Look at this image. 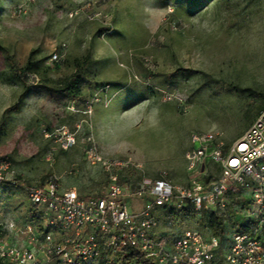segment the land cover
Returning a JSON list of instances; mask_svg holds the SVG:
<instances>
[{"label":"rangeland","instance_id":"374dc122","mask_svg":"<svg viewBox=\"0 0 264 264\" xmlns=\"http://www.w3.org/2000/svg\"><path fill=\"white\" fill-rule=\"evenodd\" d=\"M78 70L74 104L55 91ZM253 95L264 96V0H0V162L11 171L0 225L31 223L21 186L56 178L64 191L101 196L107 176L86 160L92 145L141 167L119 175L130 190L163 172L187 184L193 136L232 148L264 107ZM61 129L77 145L53 157L47 136ZM174 223L202 226L191 214ZM223 223L221 259L234 227Z\"/></svg>","mask_w":264,"mask_h":264},{"label":"built area","instance_id":"2783aa9c","mask_svg":"<svg viewBox=\"0 0 264 264\" xmlns=\"http://www.w3.org/2000/svg\"><path fill=\"white\" fill-rule=\"evenodd\" d=\"M47 138L55 145L53 157L77 145L76 135L65 129ZM192 146L185 185L163 172L140 176L130 190L119 175L141 167L110 161L92 145L86 160L107 176L101 196L64 191L56 178L21 186L31 204V223L0 225V264H140L122 261L127 249L153 264H264V110L232 148L206 133L194 135ZM10 172V164L1 161L0 185L10 181ZM130 201L143 206L134 212ZM177 214L194 215L202 226L178 229ZM211 217L234 225L222 259V240L208 225Z\"/></svg>","mask_w":264,"mask_h":264},{"label":"trees","instance_id":"16d2710c","mask_svg":"<svg viewBox=\"0 0 264 264\" xmlns=\"http://www.w3.org/2000/svg\"><path fill=\"white\" fill-rule=\"evenodd\" d=\"M10 67L14 70L15 65L11 59L7 58ZM28 67L26 70L29 69L30 64L28 63ZM178 73H191L190 71H178ZM82 80L81 70H78L76 74L72 76L69 83L62 89L55 91L57 94L63 95L71 100L74 104H77L78 99L81 97V89L79 87L80 81ZM254 98H264L262 95H253ZM264 110V107H262ZM8 160V159H7ZM209 227L214 231L215 236H217L220 240L224 238L225 235V226L222 220L217 219L215 217H211L208 221ZM241 232L249 233V231L241 230ZM222 257V250L218 253V258L221 259ZM138 260L140 264H153L149 260L145 259V257L138 253L133 249H127L125 254L122 258L123 262L127 261H134Z\"/></svg>","mask_w":264,"mask_h":264}]
</instances>
